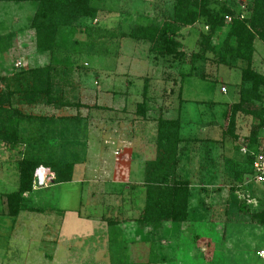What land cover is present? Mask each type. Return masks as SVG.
Listing matches in <instances>:
<instances>
[{"label":"rangeland","instance_id":"374dc122","mask_svg":"<svg viewBox=\"0 0 264 264\" xmlns=\"http://www.w3.org/2000/svg\"><path fill=\"white\" fill-rule=\"evenodd\" d=\"M244 1L217 0L212 5L234 8ZM176 4V0H94L95 19L61 29L55 56L72 72L57 79V86L73 106L18 103L17 107L24 113L23 128L34 130L28 132L34 139L44 137L56 159L67 155L77 162L74 180L40 187L46 190L32 197L43 211L23 212L13 219L7 215L6 195L18 189L17 163L28 147L12 149L0 143V264H149L152 260V264H264V225L256 219L264 214V185L246 180L242 191L232 189L235 173L245 161L241 147L254 121L238 118L237 141L222 136L227 125L225 104L238 100L240 69L221 67L215 73L217 81L190 76L193 67L213 72L209 63L191 62L208 32L200 23L170 33L180 45L179 57L173 52L159 57L149 42L130 36L137 27L172 25ZM37 5L0 3L4 77L46 66L51 60L48 53L37 50L30 29ZM84 27L88 33H83ZM226 33L219 29L212 44L220 47ZM255 47L254 66L264 73V43L257 40ZM181 86V98L188 102L181 136L206 142H191L181 166L182 176L191 182L189 219L160 229L143 227L135 221L144 207L143 170L157 155L158 117L178 116ZM145 96L149 112L142 119L137 107ZM42 172L45 178L52 173L40 167L35 175L42 177ZM243 205L248 210L243 211Z\"/></svg>","mask_w":264,"mask_h":264},{"label":"trees","instance_id":"16d2710c","mask_svg":"<svg viewBox=\"0 0 264 264\" xmlns=\"http://www.w3.org/2000/svg\"><path fill=\"white\" fill-rule=\"evenodd\" d=\"M94 0H0V3H37V9L30 22V29L35 33L36 47L40 53H48L51 60L46 66L29 70L15 71L12 76L4 77L0 74V143L12 149L27 146L22 152V159L17 163L19 186L17 191L6 195L7 215L16 219L23 212H39L33 197L44 190H34L36 171L40 167L48 168L54 173L53 185L71 183L74 180L75 165L67 155L63 159L55 158V151L48 146L46 139L38 135L34 139V130L23 128L24 113L17 107L18 103L35 105L43 103L48 107L62 109L71 107L65 99L64 92L57 86L58 80L69 77L72 67L64 65L55 53L58 48L59 33L64 27H71L85 18L95 19L98 9L92 5ZM100 1V0H96ZM217 0H176L175 21L172 25L150 24L137 27L130 36L137 40H145L151 44V49L159 57L168 56L173 52L174 57L182 56L178 51L179 43L171 40V34L176 35L179 30L203 24L208 32L203 34L201 48L192 56L191 62L209 63L213 72L195 70L190 76L202 81H217L216 72L221 67L239 68L241 81L237 87L238 100L225 104L226 112L223 116L227 122L222 132L223 140L230 137L237 141L238 118L251 117L254 121L253 129L248 136L246 145L248 153L242 168L235 173V183L232 189H244L247 182H253V161L251 153L260 152L262 133L264 132V73L254 66L256 54L255 43H264V0H245L241 8L232 4L223 5L217 9L212 4ZM239 1V0H238ZM232 3V2H231ZM213 6V7H212ZM226 17L232 19L226 24ZM227 30L220 47L212 44L219 29ZM88 27L82 29L88 33ZM175 48V49H174ZM209 55H212L211 57ZM60 65L64 66L63 70ZM196 66V65H195ZM209 66V67H210ZM187 77V76H186ZM182 78V81L186 78ZM225 88V87H223ZM222 88V89H223ZM148 87L145 86L144 95ZM226 89V88H225ZM226 92V91H225ZM181 86L179 99L181 100L178 116L167 118L160 115L157 119V155L146 162L144 167V207L135 220L143 227L163 228L166 223L185 224L189 219L191 182L182 176L183 157L189 150L191 142L205 143L203 140L183 139L181 130L184 125V105L187 102L182 97ZM205 104V102H201ZM213 104V103H212ZM149 105L147 98L137 107V116L147 119ZM30 121L32 118L28 117ZM52 124V123H51ZM69 129V128H68ZM36 136V135H34ZM38 138V139H37ZM50 147V148H49ZM52 151V153H50ZM250 184V183H249ZM256 184V183H255ZM132 188H138L131 185ZM243 211L248 207L243 205ZM256 219L264 225V214H258ZM110 226L115 223L109 222ZM155 262H149L152 264ZM162 262H166L162 259ZM112 264H142L139 262L120 261Z\"/></svg>","mask_w":264,"mask_h":264},{"label":"built area","instance_id":"2783aa9c","mask_svg":"<svg viewBox=\"0 0 264 264\" xmlns=\"http://www.w3.org/2000/svg\"><path fill=\"white\" fill-rule=\"evenodd\" d=\"M232 19L230 17H226V24H230ZM223 92L226 91L225 88L222 89ZM242 152L244 154H247L248 148L242 147ZM254 156V161H253V181L256 184L259 185H264V139L261 141V147H260V152L257 153H251ZM54 179V175L49 176V178H42L39 174L35 175V181H34V188H40V187H46L49 184L52 183ZM264 256V253H262Z\"/></svg>","mask_w":264,"mask_h":264},{"label":"crops","instance_id":"0c3cea01","mask_svg":"<svg viewBox=\"0 0 264 264\" xmlns=\"http://www.w3.org/2000/svg\"><path fill=\"white\" fill-rule=\"evenodd\" d=\"M219 126H220V125H219ZM263 133H264V132H263ZM210 143H212V144L215 145V146L218 144L217 142H214V141H211ZM221 147H222V148L225 147L223 143H221ZM241 148H242V147H241ZM228 162H230V160H228ZM226 164H229V163L226 162ZM143 171H144V170H143ZM51 174H52V173H51ZM41 175H42L43 178H45V176H44V175H45V172H44V173L42 172ZM51 186H53L52 183L50 184L49 188H50ZM47 188H48V187H47ZM49 188H48V189H49ZM44 189H45V188H44ZM41 190H42V189H41ZM45 190H46V189H45Z\"/></svg>","mask_w":264,"mask_h":264}]
</instances>
